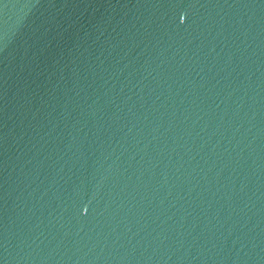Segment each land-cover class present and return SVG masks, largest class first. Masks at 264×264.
Returning <instances> with one entry per match:
<instances>
[{"label":"water","instance_id":"obj_1","mask_svg":"<svg viewBox=\"0 0 264 264\" xmlns=\"http://www.w3.org/2000/svg\"><path fill=\"white\" fill-rule=\"evenodd\" d=\"M0 264H264V0H0Z\"/></svg>","mask_w":264,"mask_h":264}]
</instances>
